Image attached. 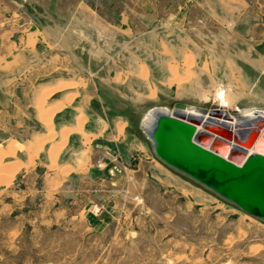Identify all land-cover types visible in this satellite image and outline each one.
Segmentation results:
<instances>
[{
    "label": "crops",
    "instance_id": "1",
    "mask_svg": "<svg viewBox=\"0 0 264 264\" xmlns=\"http://www.w3.org/2000/svg\"><path fill=\"white\" fill-rule=\"evenodd\" d=\"M235 5L0 0V183L41 169L52 184L88 174L129 149L121 109L167 106L160 90L189 106L215 80L264 92V38L236 27Z\"/></svg>",
    "mask_w": 264,
    "mask_h": 264
},
{
    "label": "rangeland",
    "instance_id": "2",
    "mask_svg": "<svg viewBox=\"0 0 264 264\" xmlns=\"http://www.w3.org/2000/svg\"><path fill=\"white\" fill-rule=\"evenodd\" d=\"M238 1L228 14L236 27L264 38V0ZM218 89L233 113L264 109L263 91L236 92L222 80L192 107L208 109ZM159 94L164 108L179 103L172 91ZM150 108L121 109L129 149L93 161L85 178L42 182L41 169L0 183V264H264V222L152 156L138 129Z\"/></svg>",
    "mask_w": 264,
    "mask_h": 264
},
{
    "label": "water",
    "instance_id": "3",
    "mask_svg": "<svg viewBox=\"0 0 264 264\" xmlns=\"http://www.w3.org/2000/svg\"><path fill=\"white\" fill-rule=\"evenodd\" d=\"M182 107L183 104H175V111L171 113L163 107L161 112L155 113L157 120L153 126L139 121L138 129L147 140L152 156L174 173L264 222V157L250 156L242 166H235L197 147L200 144L221 146L226 143L237 154H243L255 147L264 133V125L259 128L253 126L258 121L247 123L237 130V136L230 138L229 134L220 133V130L228 131V126L210 118L215 115L214 111L200 109L197 116H183L177 111ZM206 114L209 120L204 123L202 118ZM217 114L227 118L223 112ZM233 114L236 120H244L238 111ZM179 119L189 121L201 130L197 131L193 125ZM240 131L242 133H238Z\"/></svg>",
    "mask_w": 264,
    "mask_h": 264
},
{
    "label": "bare ground",
    "instance_id": "4",
    "mask_svg": "<svg viewBox=\"0 0 264 264\" xmlns=\"http://www.w3.org/2000/svg\"><path fill=\"white\" fill-rule=\"evenodd\" d=\"M213 98H214L212 100L213 104L210 105V107H213V108L210 110H208V109H206V110L207 111H214L215 115L210 116L211 119H213L217 122L218 121L221 123L223 122L222 124H226L228 126V128H229L228 131L220 130V133L222 135H224L226 133V134H229L230 138H231V136L233 138L234 136H237V130H241L243 128V126H246L247 123L248 124H250V123L254 124V121H256V122L258 121V123H255L253 126H257L259 128L263 127V125H264V109H255V110H248V111L247 110H238V113H240L242 116H244V120L240 121V120H236L237 118H235V115L233 114V112L230 111L233 109H231L229 102L225 98V91L224 90L218 89L215 97H213ZM57 109H56V111H57ZM150 109H152V110L154 109V110L149 112ZM150 109L144 114L143 118L140 121H142L144 124H147L148 126H153L157 120L156 119L157 114L155 115V113L161 112L163 107L162 106H154ZM199 110H200V108H197V107L183 105V107L177 111H179V113H181L183 116H197L199 113ZM173 111H175L174 107L170 110V113ZM219 112H223L227 116V118L220 117V115L217 114ZM208 117H209L208 114H206L202 118V122H204V123L208 122V120H209ZM179 120H182V119H179ZM182 121L188 122L189 124L193 125L195 127V130H197V131L201 130V127H199L195 124H192L189 121H186V120H182ZM246 121H248V122H246ZM238 133H242V131H240ZM254 134L255 133H252V135H254ZM262 134L263 135H261V138L258 139L255 147L248 149L243 154H237L231 148L232 146L230 144H226V143L224 145H221V146L220 145L215 146L213 144L212 145L200 144L197 147L206 151V152L213 153L218 158H220V159H222V160H224L230 164H233L235 166H242L244 164V162L246 161V159L250 156L260 155V156L264 157V133H262ZM228 141H230V140H228ZM53 153H54V151H53ZM55 154H56V152H55Z\"/></svg>",
    "mask_w": 264,
    "mask_h": 264
},
{
    "label": "built area",
    "instance_id": "5",
    "mask_svg": "<svg viewBox=\"0 0 264 264\" xmlns=\"http://www.w3.org/2000/svg\"><path fill=\"white\" fill-rule=\"evenodd\" d=\"M93 211H94V212H97V209L94 208Z\"/></svg>",
    "mask_w": 264,
    "mask_h": 264
},
{
    "label": "trees",
    "instance_id": "6",
    "mask_svg": "<svg viewBox=\"0 0 264 264\" xmlns=\"http://www.w3.org/2000/svg\"><path fill=\"white\" fill-rule=\"evenodd\" d=\"M140 118H141V115H140ZM140 118H139V120H140Z\"/></svg>",
    "mask_w": 264,
    "mask_h": 264
}]
</instances>
